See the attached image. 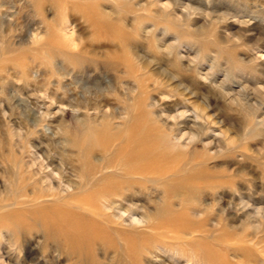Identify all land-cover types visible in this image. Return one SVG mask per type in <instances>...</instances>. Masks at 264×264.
<instances>
[{"label": "rangeland", "instance_id": "rangeland-1", "mask_svg": "<svg viewBox=\"0 0 264 264\" xmlns=\"http://www.w3.org/2000/svg\"><path fill=\"white\" fill-rule=\"evenodd\" d=\"M34 1L37 0H8V4L13 5V8L9 10L13 14V16L10 17V20L15 23L9 24L11 25L10 27L13 26L11 29L13 31L10 32L9 39L5 42V46H1L2 39L0 33V206L2 204L4 206L0 210V214L4 213L3 209H5V211H10L9 208L11 206L9 203H11V199L13 198V188L18 185L16 180V169L14 167L15 164L20 166V172L23 176H25V178H27L29 174H33L37 171L36 167L40 162L38 156L41 154L45 155L48 152V154L54 156L56 161L60 162L62 167L71 168V165L73 164L76 166L75 160L77 157L74 148L78 147L79 143H83L85 137V139L92 137L91 135H93L96 130L93 125H98L97 119L93 121L87 120L85 125H81L78 119L75 118V115H79L80 119L87 117L82 115L80 111H76L77 109L75 107H69V102L71 101L69 96H62V88L61 90L55 89V85H57V79L55 77L52 79V84H49V80H46V73L50 70V62L44 60L38 67L39 69L34 67V72L36 73L35 80L39 81V83L34 81L30 82V79H27L26 76H24V67L31 66V57L38 58L43 52V50H31L30 45L32 40L31 35L28 33L29 30L31 31L30 33H35V35L37 34V38L43 35V32H45L46 29L43 18L45 21H47V23L55 26H62V29L60 31L58 30V33L61 36H64L68 41L70 38H73V41L75 40L76 45H78L79 42L81 43L78 45V47L81 46L87 50L95 52L98 55H107L117 52L116 46L109 42L111 39L115 38L120 39V57L123 56V54H127V52H132L134 54L135 51L136 54L134 55H137L140 60L135 61L133 59L134 64L132 71L134 72L130 73L128 66L120 65V76L122 77L124 74H127V76H124V78L127 79L122 78L120 80V85H122L121 81H123L128 82L129 86L135 87L134 91L130 92L131 97L129 95H124V97L128 96V99H126L127 101L123 100V102L120 100V102L123 103H115L109 99L110 97H108L110 94H113V92H110L109 94L107 90L105 91V86L102 85L103 87L101 86L100 93L107 99V105L104 102L106 106H102V110H105L107 107L108 109H113L114 111L122 113L120 115V119L115 121L118 124V130L120 133H125V131L128 130L132 125L133 128L137 127L136 125L139 124H147V127L153 126L151 128V132L155 133L154 135H157V138L164 137L160 151L166 153L168 159L165 161L166 163L163 162L166 165H163L167 168L172 167V178L174 179L170 178L169 180L167 179L168 182L155 183L152 186L153 189L148 186L142 190L144 194L142 193L139 198H126V200L121 199V197L117 198L116 201H120L123 209L133 210L132 213L134 215L130 216L128 212H126L119 219L117 215L115 216L112 214V212L106 211L105 218H110L111 220V223H109V228H111V233L114 235V242L108 241V238L101 239L99 237L96 238V240L89 246L90 248L84 246L85 249L79 251V249L70 243L69 240H66L60 233L56 234L55 232L48 230L45 223L40 218L33 217V215L22 218V224L25 225L22 226L23 228L17 227L15 225L16 222H11L12 224L8 225H2L0 226V264H264V221L259 222L258 218L255 217V219H253L254 217L250 216L253 209L258 207L264 208V121L262 120L264 115V93L261 92L252 95V91L259 90L260 88L264 87V0H238L239 3L237 0H204L205 3H207V1H211L207 4H204V2L202 3L203 0H181L180 4L188 5L190 7L189 9H185L184 6H180L178 3L179 0H172L173 2L171 0H87L82 3H73L67 1L63 2L62 0H44L46 3L44 8H42V16L41 11L38 10V4ZM116 1H118L117 4L115 3ZM122 1H124V4H122ZM54 2H58V4L62 3L63 10L61 12L53 7ZM168 3H170L169 8L165 9L162 7V5ZM247 3H249V6ZM250 3H254L255 5L252 4L251 6ZM225 4H227L228 7L225 6ZM171 6H173V8ZM255 6L256 8H254ZM137 9L141 10L138 12ZM148 9L150 12H153V10L154 12L149 13ZM223 11L229 13L224 14ZM222 12L224 15H227L226 17L228 18L225 21L214 23L213 18H216L217 16L222 17ZM133 14L138 15L134 16ZM207 14L210 15L207 16ZM252 14L256 16L258 15L257 17L259 19L255 18L256 16H253ZM196 15H198L199 18ZM212 15L214 17H211ZM230 16L232 17L230 18ZM121 17L123 18V21ZM244 19H246V21H248L250 25L254 27L253 31L239 33L238 21ZM145 22L146 24H144ZM94 23H97L98 26L101 27L99 33L94 30ZM141 23L144 25H140ZM154 23H156V25H154ZM207 24H210L209 27ZM163 25L165 27H163ZM15 26H17L16 29L14 28ZM156 26H159V28ZM169 26L171 28H169ZM200 26L202 29L199 28ZM143 27H146V29L151 32L145 33ZM217 28H219V30ZM34 29L37 30L35 31ZM174 29H176V34ZM200 31H202L203 34L200 33ZM232 32L234 35L236 34L235 36L244 34L246 38L245 36H242V39L240 38L241 42L239 41L240 39L238 42L236 37L227 36V34ZM161 34H163V36ZM206 34L207 36L205 37ZM149 36H151V39ZM256 37L261 39L257 45L262 47L259 49L260 52L257 54H255L256 51L250 48L252 47L250 45L252 44L251 41L255 40ZM185 38H187L188 41H186L187 39ZM194 40L196 41L194 42ZM168 43L169 45L172 43L171 49H169L170 53H167L166 48H164L168 45ZM178 45H180V47ZM139 46H141L143 49ZM222 47H225L224 50H222ZM153 48H155L156 51H154ZM163 48L165 51H163ZM180 48L181 50H179ZM54 49L55 48L52 47L48 53L54 57V59H59L58 62L60 61L65 63L67 66L76 67L85 64L83 60L75 56L72 57L71 54L62 53L59 52V50ZM173 51H177L176 54ZM53 53L55 55H53ZM178 55H183V60L179 59L180 57ZM261 55L263 56L260 57ZM141 56L144 57L141 58ZM176 56H178V59ZM213 56L215 57L213 58ZM216 56L220 60L216 59ZM170 58L173 60H170ZM11 60L13 62H11ZM143 60L146 63L151 62L150 66H144L145 63H141ZM163 60L165 61L163 62ZM177 61L178 63H176ZM191 61H193V63ZM198 61L200 62L199 64ZM165 62L168 64V67L166 66ZM170 62L173 66H175L176 69L169 65ZM230 63L231 65L229 66ZM189 64L192 65L188 67ZM206 65H208V67ZM216 65L219 67H213ZM195 66L196 68L202 67V73H206L209 69L208 72H211L210 74L212 78H214L218 83L220 81L225 82L226 86L228 88H232L233 91H240L239 89L245 87L244 89H247L250 95L249 97L254 96V99L250 100L248 105L240 107L234 103H228L226 99L222 98V96L216 92L212 91V96L208 95L206 88L209 86V84L206 81H201L203 79L195 73ZM108 68L109 66H104V70H108ZM158 68L159 70H157ZM164 68H167V70H164ZM220 69L222 71H220ZM250 69L253 70L250 71ZM138 70L140 72H138ZM164 71L166 72V75L162 74ZM107 74L110 76V80L114 84V87L116 86L114 88L116 92L118 91L120 92V95H123L124 91H122L121 86L119 90V83L116 81L115 77L109 73ZM251 74L253 75L251 76ZM160 76H163L162 80ZM173 76L174 79L172 81L165 80L167 77ZM134 77L139 79L141 86L145 85L144 91L148 90L153 98H163L159 99L162 100L160 103H164L161 106H168L169 111L176 105V103L174 104L172 102L179 101V104H177L179 111L188 110V114L191 115L187 118L188 126L193 125V122H191L193 120H189L192 118L193 105H199V107L202 106L200 110H202L201 113H204L202 116L203 118L201 117V120L194 122L196 125L198 124L202 126L199 135L201 140L197 139L191 145L184 147L182 144L174 140L168 130H163L162 128L154 129V126H157V124H154L151 121L152 118L156 116V113L149 114L147 111L149 110V107L146 105L147 100L144 98L145 92L143 93L136 90V84H131V81L134 80ZM181 79L183 82H181ZM156 81L158 85L156 84ZM153 82H155L154 85ZM237 83L239 85H237ZM159 84L160 89L163 92L168 93V97L165 98L164 96L159 95ZM153 86L156 88H154L155 90L151 91ZM31 91L34 92L31 93ZM51 91H55L57 95L60 94L58 100L60 102H64L60 103L58 101L55 105V108L51 110L52 114L50 116L44 117L42 113L45 111V106L49 104V99L48 101L46 99L43 105L40 99L37 100L36 98L31 97V94L42 95L43 93H51ZM180 92H183V94H180ZM17 93L18 95H16ZM261 96H263V98ZM132 97H134V99H132ZM170 97L171 99H169ZM23 98H26L27 102H29L27 104L28 109L31 110V114L26 113L27 109L25 110L24 104L20 101ZM257 103L261 104L258 105L257 108L256 106H249L250 104L257 105ZM56 106H65L66 109L64 108L62 113H57L54 115L55 111L57 110ZM158 109L161 108L158 107L155 110L157 111ZM174 113L175 112H172V114ZM116 123L114 124L117 125ZM119 123H121L120 126ZM149 123H151L152 126ZM66 126H68V128ZM255 126L257 128H255ZM85 130L86 132H84ZM99 130L102 131V129H97V131ZM104 130L111 134L113 131V133L119 132L113 127L109 128V130L103 128V131ZM220 132H222V136L219 135ZM81 134H83L82 137ZM67 136H69L68 139L72 141L70 144L64 142L67 140ZM200 136L203 137V139ZM212 138L214 140H212ZM78 140L80 142H78ZM207 142L211 143V146L207 145ZM216 144H219L220 148L219 145ZM173 148H176V150H173ZM179 156L182 159H179ZM175 159L176 162L179 160L183 161L181 170H179L178 166L176 167ZM168 162H170V164ZM199 172L202 173V176L197 175ZM186 178L191 181L185 184L182 182V179L187 180ZM213 182H221L223 184L220 186L217 185L213 188L209 187V185ZM165 185L168 186L166 187ZM217 187L219 188L216 190L215 188ZM26 191H30V187H27ZM216 193H218L220 197H218V194ZM201 195L202 198L200 197ZM242 195L243 197H241ZM193 199H196L199 203ZM163 201H165L164 208L167 210L164 209L162 213L156 214L157 212H160L159 207ZM239 203H246L247 206L242 209ZM220 205H222L224 208ZM207 206H209V209H207ZM217 208H219L220 211L219 209L216 210ZM154 214H156V219H154L153 223L156 224H159L161 220H163V217L181 218L182 216L185 220L186 218L190 219L196 225L197 232L192 233L193 238L190 237L191 235L186 234V236H184V239H186L185 241H175L167 237L163 238L158 236L159 234H165V230L162 227L156 229L154 228L153 230L148 231L143 227L142 223H135L131 220L132 218L145 220L147 215L153 216ZM216 215L219 216L217 217ZM242 217L246 220H244ZM74 221L82 223L81 220L75 219ZM257 224L258 226H256ZM158 227H160V225ZM125 237L129 239L127 245L128 247L126 246V241H124L126 239ZM157 246H161L160 249ZM175 257H177L178 261ZM172 261H174V263Z\"/></svg>", "mask_w": 264, "mask_h": 264}, {"label": "bare ground", "instance_id": "bare-ground-1", "mask_svg": "<svg viewBox=\"0 0 264 264\" xmlns=\"http://www.w3.org/2000/svg\"><path fill=\"white\" fill-rule=\"evenodd\" d=\"M30 1V0H29ZM67 1V2H85L87 0H62ZM95 1V0H94ZM115 1V0H114ZM125 1V0H124ZM124 1L121 3L124 4ZM172 1V0H171ZM174 1V0H173ZM172 1V2H173ZM190 1V0H189ZM195 1V0H194ZM200 1V0H199ZM215 1V0H213ZM218 1V0H217ZM244 1V0H243ZM248 1V0H246ZM261 1V0H260ZM23 2V1H22ZM33 2V1H32ZM38 4V10L41 11V16L42 12L45 5L44 0H37L34 1ZM111 2V1H110ZM109 2V3H110ZM164 2V1H163ZM176 2V1H175ZM185 2V1H184ZM204 0L202 1V3ZM211 2V1H209ZM207 1V3H209ZM224 2V1H223ZM238 2V0H237ZM251 2V1H250ZM254 2V1H253ZM116 4L118 1L115 2ZM138 3V2H137ZM140 3V2H139ZM159 3V2H158ZM179 5L184 6L185 9H189L190 7L185 4H180L181 0H179ZM196 3V2H195ZM204 2V4H207ZM213 3V2H212ZM217 3V2H215ZM221 3V2H220ZM239 3V2H238ZM237 3V4H238ZM258 3V2H257ZM144 4V3H141ZM149 4V3H148ZM147 4V5H148ZM151 4V3H150ZM153 4V3H152ZM172 4V3H171ZM224 4V3H223ZM234 4V3H233ZM243 4V3H242ZM249 3H247L248 5ZM251 4V3H250ZM254 4V3H252ZM251 4V6H252ZM261 4V3H260ZM259 4V5H260ZM15 5V4H14ZM90 5V4H89ZM94 5V4H93ZM175 5V4H174ZM173 5V6H174ZM200 5V2H199ZM209 5V4H208ZM214 5V3H213ZM222 5V3H221ZM220 5V6H221ZM255 5V4H254ZM13 5L8 4V0H0V33H1V41L2 45L5 46V42L9 39V34L12 29L9 25L10 23H15L10 20V17L13 16V14L9 11L12 9ZM21 6V5H20ZM105 6V5H104ZM125 6V5H124ZM143 6V5H142ZM145 6V5H144ZM154 6V5H153ZM152 6V8H153ZM170 3L162 5L165 9L169 8ZM173 6H171L173 8ZM196 6V5H195ZM205 6V5H202ZM227 6V4H225ZM232 6V5H231ZM249 6V5H248ZM22 7V6H21ZM25 7V6H24ZM35 7V6H34ZM53 7H55L59 12L63 10V5L62 3L54 2ZM119 7V6H117ZM147 7V6H146ZM160 7V6H159ZM161 7V8H162ZM212 7V6H211ZM216 7V6H215ZM228 7V6H227ZM241 7V6H239ZM23 8V7H22ZM28 8V7H27ZM31 8V6H30ZM107 8V7H106ZM105 8V9H106ZM121 8V7H119ZM233 8V7H232ZM235 8V7H234ZM250 8V7H249ZM248 8V9H249ZM256 8V6L254 7ZM104 9V8H103ZM109 9V8H108ZM107 9V11H108ZM151 9V8H150ZM251 9V8H250ZM101 10V9H100ZM119 10V9H118ZM141 9H137L139 12ZM162 10V9H161ZM172 10V9H171ZM183 10V9H182ZM192 10V9H191ZM222 10V9H221ZM227 10V9H226ZM233 10V9H232ZM240 10V9H239ZM255 10V9H254ZM262 10V9H261ZM9 11V12H8ZM16 11V10H15ZM19 11V10H18ZM17 11V12H18ZM23 11V9H22ZM105 11V10H104ZM134 11V10H133ZM149 11V9H148ZM156 11V10H155ZM167 11V10H166ZM165 11V12H166ZM170 11V10H169ZM189 11V10H188ZM209 11V10H208ZM216 11V10H215ZM246 11V10H245ZM14 12V11H13ZM26 12V11H25ZM125 12V11H123ZM143 12V11H142ZM154 12V10H153ZM150 12L149 13H153ZM164 12V11H163ZM182 12V11H181ZM224 12V11H223ZM222 12V14H223ZM237 12V11H236ZM15 13V12H14ZM20 13V12H19ZM103 13V12H102ZM101 13V14H102ZM146 13V12H145ZM229 13V12H224ZM231 13V12H230ZM261 13V12H260ZM24 14V13H23ZM22 14V15H23ZM113 14V13H112ZM144 14V13H142ZM195 14V13H194ZM204 14V13H203ZM222 17L217 16L214 19L215 22L219 21H225L228 17L227 15H224ZM239 14V13H238ZM15 15V14H14ZM103 15V14H102ZM134 15V14H133ZM132 15V16H133ZM138 15V14H136ZM134 15V16H136ZM155 15V14H154ZM157 15V13H156ZM159 15V14H158ZM206 15V14H205ZM210 15V14H209ZM207 14V16H209ZM231 15V14H230ZM251 15V13H250ZM253 15V14H252ZM141 16V15H140ZM145 16V15H144ZM160 16V15H159ZM162 16V15H161ZM171 16V15H169ZM168 16V17H169ZM176 16V15H175ZM198 16V15H196ZM216 16V15H215ZM256 16V15H253ZM258 16V15H257ZM255 18H258V17ZM17 17V16H16ZM24 17V16H23ZM119 17V16H118ZM129 17V16H128ZM167 17V16H166ZM165 17V18H166ZM203 17V16H202ZM205 17V16H204ZM211 17H214L213 15ZM232 16H230L231 18ZM248 17V16H247ZM250 17V16H249ZM122 18V17H121ZM151 18V16H150ZM156 18V17H155ZM173 18V17H172ZM171 18V19H172ZM175 18V17H174ZM181 18V17H180ZM194 18V17H193ZM199 18V16H198ZM253 18V17H252ZM119 19V18H118ZM135 19V18H134ZM138 19V18H137ZM153 19V18H152ZM157 19V18H156ZM155 19V20H156ZM170 19V18H169ZM178 19V18H177ZM183 19V18H182ZM249 19V18H248ZM251 19V18H250ZM259 19V18H258ZM19 20V19H16ZM24 20V18H23ZM115 20V19H114ZM133 20V19H132ZM139 20V19H138ZM163 20V19H162ZM173 20V19H172ZM175 20V19H174ZM237 20V19H236ZM26 21V19H25ZM24 21V22H25ZM65 21V20H64ZM63 21V22H64ZM108 21V20H107ZM118 21V20H117ZM120 21V20H119ZM123 21V18H122ZM140 21V20H139ZM257 21V20H256ZM21 22V21H20ZM31 22V21H29ZM43 22L46 25L45 32H43V35L37 38V34L35 33H30L31 31L28 30L29 35H31V50H43L41 57H31V66L24 67V76H26L27 79H30L31 81L38 82L36 81V73L34 72V67L40 66L41 62L46 60L50 62V70L47 71L46 73V80H49V84H52L53 78L55 77L56 84L55 89L56 90H63L62 96H69L70 102H69V107H75L76 111H80L82 115H84L87 118H79V115H75V118L78 119L81 125H85L88 121H93V120H98V125H93L94 128H96L95 132L92 137H89L87 139L84 138V142L79 143V146L74 148L76 152V166L73 164L71 165V168L69 167H62L60 165L59 161H56L54 156H51L48 153H44L45 155H39L38 158L40 162L37 164V171L34 172L33 174H29L27 178L22 175L20 172V166L15 164V169H16V180L17 184L13 189V198L11 199V203L9 205L11 206L9 208L10 211L3 209L4 213L0 214V226L2 225H8L12 224L11 222H16L15 225L17 227H21L24 224H22V218L33 215V217L40 218L46 225V228L50 231L55 232L56 234H61L66 240H69L70 243H72L77 249L82 250L85 249L84 246L87 248L96 240V238H101V239H106L108 238V241L114 242V235L111 233V228H109V223H111L110 218L106 219V211L112 212L113 215H117L119 219L126 213L130 216L134 215L132 212L133 210H124L123 207L121 206L120 201H116L117 198L126 200L128 199H134V198H139L142 193L143 189L147 188L148 186L153 189V184L155 183H161V182H166L167 179L169 180L174 179L173 177V172L171 170L172 167H164L163 162L167 161V154L164 153L163 151H160L161 144L164 140V137H156L151 131V128L153 127L151 123H149L152 127H147V124H139L136 125L137 127L133 128L132 126L125 131V133H120L118 130V124L115 122L117 119H120V115L122 114L121 112L114 111L113 109H108L106 107L105 110H102V106H106V98L103 96L100 91H101V86H105V91L110 94V92H113V94H108L112 101L115 103H123L127 101V97H124V95H129L130 92L134 91L133 86H129L128 82H123L121 81L120 85V80L124 78V76H127V74H124V76H120V65H125L128 66L130 69V73L134 72L132 71V67L134 64L133 59L140 60L139 57L134 51V54L132 52H127V54H123V56L120 57V39L115 38L111 39L109 42L112 43L113 45L116 46L117 52L113 54H96L93 51L87 50L86 48H83L81 46L78 47V45L75 44V40L73 41V38L69 39V41L64 37L61 36L58 33V30L60 31L62 29V26L60 25H52L50 23H47V21L44 20ZM121 22V21H120ZM144 22V21H143ZM175 22V21H174ZM179 22V21H178ZM235 22V21H234ZM17 23V22H16ZM136 23V22H135ZM222 23V22H221ZM220 23V24H221ZM236 23V22H235ZM141 23L140 25H142ZM146 24V22L144 23ZM143 24V25H144ZM204 24V23H203ZM29 25V24H28ZM27 25V26H28ZM43 25V24H42ZM112 25V24H111ZM122 25V24H121ZM132 25V24H131ZM136 25V24H134ZM139 25V24H138ZM142 25V26H143ZM156 25V23H154ZM208 25V24H207ZM210 25V24H209ZM208 25V27H209ZM217 25V24H216ZM223 25V24H222ZM232 25V24H231ZM230 25V26H231ZM94 30L99 33V30L101 27L98 26L97 23L93 24ZM125 26V25H124ZM137 26V25H136ZM191 26V25H190ZM189 26V27H190ZM219 26V25H218ZM233 26V25H232ZM17 26L14 28L16 29ZM26 27V25H25ZM24 27V28H25ZM30 27V26H29ZM32 27V26H31ZM110 27V26H109ZM140 27V26H139ZM147 27V25H146ZM146 27H143L145 33H150L151 31H148ZM157 27V26H156ZM162 27V26H160ZM163 27H165L163 25ZM167 27V26H166ZM204 27V25H203ZM207 27V26H206ZM213 27V26H212ZM215 27V26H214ZM264 27V26H263ZM28 28V27H27ZM131 28V27H130ZM136 28V27H135ZM159 28V26L157 27ZM169 28H171L169 26ZM191 28V27H190ZM201 28V26L199 27ZM220 28V27H219ZM219 28H217L219 30ZM222 28V27H221ZM229 28V27H228ZM29 29V28H28ZM115 29V28H114ZM132 29V28H131ZM138 29V28H136ZM162 29V28H160ZM180 29V28H179ZM196 29V28H195ZM202 29V28H201ZM35 30V29H34ZM37 30V29H36ZM35 30V31H36ZM57 30V31H56ZM163 30V29H162ZM172 30V29H171ZM176 29H174L175 32ZM198 30V29H196ZM200 30V29H199ZM210 30V29H209ZM254 30V27L250 25L246 19L238 21V31L239 33L243 32H251ZM16 31V30H15ZM137 31V30H135ZM142 31V30H141ZM140 32V31H139ZM162 32V31H161ZM165 32V31H164ZM40 33V32H39ZM42 33V32H41ZM133 33V32H132ZM154 33V32H153ZM202 33V31H200ZM212 33V32H211ZM219 33V32H218ZM217 33V34H218ZM226 33V32H225ZM237 33V32H236ZM123 34V33H122ZM136 34V33H135ZM139 34V33H138ZM156 34V33H155ZM170 34V33H168ZM176 34V32H175ZM178 34V33H177ZM203 34V33H202ZM220 34V33H219ZM218 34V35H219ZM163 36V34H161ZM236 35V34H235ZM234 33L227 34V36H234L236 37L237 41L241 38L243 35H238L235 36ZM262 35V34H261ZM13 36V35H12ZM141 36V35H139ZM148 36V35H147ZM159 36V35H158ZM171 36V35H170ZM207 34L205 35V37ZM221 36V35H220ZM18 37V36H17ZM138 37V36H137ZM168 37V36H167ZM178 37V36H177ZM181 37V36H180ZM184 37V36H183ZM204 37V36H203ZM24 38V37H23ZM151 39V36H149ZM148 38V39H149ZM165 38V37H164ZM179 38V37H178ZM212 38V37H211ZM230 38V37H229ZM246 38V36H245ZM251 38V37H250ZM13 39V38H12ZM175 39V38H174ZM187 39V38H185ZM184 39V41H185ZM233 39V37H232ZM241 39L239 40L241 42ZM11 40V38H10ZM9 40V41H10ZM19 40V39H18ZM80 40V39H79ZM144 40V39H143ZM142 40V41H143ZM178 40V39H177ZM191 40V39H190ZM246 40V39H244ZM261 39L259 37H256L255 40L251 41L252 44H250L252 47H250L252 50L256 51L255 54H257L260 48H262L260 45H257ZM15 41V39H14ZM150 41V40H149ZM153 41V40H152ZM158 41V40H157ZM188 41V39L186 40ZM193 41V40H192ZM196 40H194L195 42ZM203 41V40H202ZM234 41V40H231ZM238 41V42H239ZM116 42V43H115ZM141 42V41H140ZM145 42V40H144ZM162 42V41H161ZM181 42V41H180ZM191 42V41H190ZM207 42V41H206ZM15 43V42H14ZM18 43V41H17ZM77 43V42H76ZM143 43V42H142ZM152 43V42H148ZM177 43V41H176ZM199 43V41H198ZM204 43V42H203ZM231 43V42H230ZM229 43V44H230ZM8 44V43H7ZM181 44V43H180ZM201 44V43H200ZM207 44V43H205ZM212 44V43H211ZM228 44V43H227ZM233 44V43H232ZM19 45V44H18ZM21 45V44H20ZM131 45V44H129ZM145 45V44H143ZM155 45V43H154ZM172 45V43H171ZM171 45L165 46L167 53H170L169 49H171ZM190 45V44H189ZM193 45V44H192ZM204 45V44H203ZM218 45V44H217ZM225 45V44H224ZM249 45V44H248ZM3 46V47H4ZM13 46V45H12ZM11 46V47H12ZM147 46V45H145ZM156 46V45H155ZM177 46V45H176ZM180 47V45H178ZM187 46V45H186ZM199 46V45H195ZM212 46V45H211ZM210 46V47H211ZM243 46V45H242ZM255 46V47H254ZM17 47V46H16ZM27 47V46H26ZM54 47L55 49L59 50V52L62 53H67L71 54L72 57H77L85 62V64L80 65L78 67L76 66H67L63 62H58V60L54 59L48 52L49 50ZM88 47V46H87ZM141 47V46H139ZM150 47V46H149ZM159 47V46H158ZM178 47V48H179ZM201 47V45H200ZM207 47V45H206ZM209 47V46H208ZM246 47V46H245ZM142 48V47H141ZM161 48V47H160ZM163 48V51H165ZM177 48V49H178ZM216 48V47H215ZM223 48V47H222ZM225 48V47H224ZM224 48L222 50H224ZM247 48V47H246ZM54 49V50H55ZM135 49V48H133ZM143 49V48H142ZM141 49V50H142ZM150 49V48H149ZM154 51L155 48H153ZM173 49V47H172ZM176 49V50H177ZM221 49V47H220ZM219 49V50H220ZM228 49V48H227ZM249 49V48H248ZM139 50V49H138ZM137 50V51H138ZM175 50V49H174ZM181 50V48L179 49ZM198 50V49H196ZM206 50V49H205ZM218 50V48H217ZM216 50V51H217ZM221 50V51H222ZM250 50V49H249ZM19 51V50H18ZM111 51V50H110ZM129 51V50H128ZM152 51V49H151ZM189 51V50H188ZM204 51V50H203ZM202 51V52H203ZM232 51V50H231ZM4 52V51H3ZM7 52V50H6ZM38 52V51H37ZM158 52V51H157ZM175 52V51H173ZM177 52V51H176ZM175 52V54H176ZM224 52V51H223ZM221 52V53H223ZM16 53V52H15ZM21 53V51H20ZM143 53V52H141ZM139 53V54H141ZM189 53V52H188ZM193 53V52H192ZM216 53V52H215ZM214 53V54H215ZM245 53V52H244ZM251 53V52H250ZM254 53V52H253ZM4 54V53H3ZM13 54V53H12ZM138 54V53H137ZM174 54V55H175ZM179 54V53H178ZM191 54V53H190ZM228 54V53H227ZM234 54V53H233ZM5 55V54H4ZM20 55V54H19ZM23 55V54H22ZM53 55H55L53 53ZM142 55V54H141ZM200 55V53H199ZM246 55V54H245ZM260 55V54H259ZM1 56V54H0ZM15 56V55H14ZM18 56V55H17ZM38 56V55H37ZM126 56V57H125ZM151 56V54H150ZM154 56V55H153ZM172 56V55H171ZM179 56V55H178ZM178 56L177 59H178ZM183 56V55H182ZM179 56V59H182L183 57ZM195 56V55H194ZM222 56V55H221ZM257 56V55H256ZM261 55L260 57H262ZM20 57V56H19ZM144 56H141V58ZM147 57V56H146ZM164 57V55H163ZM187 57V56H186ZM215 56H213L214 58ZM217 57V56H216ZM224 57V56H223ZM242 57V56H241ZM28 58V57H27ZM67 58V57H66ZM148 58V57H147ZM151 58V57H150ZM156 58V57H155ZM154 58V59H155ZM203 58V56H202ZM225 58V57H224ZM228 58V57H227ZM226 58V59H227ZM240 58V57H239ZM257 58V57H256ZM11 59V58H10ZM21 59V58H20ZM30 59V58H29ZM71 59V58H69ZM188 59V58H186ZM192 59V58H191ZM199 59V58H198ZM211 59V58H210ZM216 59H219L218 57ZM233 59V58H232ZM245 59V58H244ZM3 60V59H2ZM15 60V59H14ZM170 60H173L170 58ZM183 60V59H182ZM196 60V59H195ZM201 60V59H200ZM204 60V59H203ZM209 60V59H208ZM213 60V59H211ZM220 60V59H219ZM238 60V59H237ZM236 60V61H237ZM4 61V60H3ZM37 61V64H36ZM62 61V60H61ZM74 61V60H73ZM81 61V62H83ZM165 60H163L164 62ZM179 61V60H178ZM178 61L176 63H178ZM205 61V60H204ZM222 61V60H221ZM229 61V60H228ZM231 61V60H230ZM233 61V60H232ZM240 61V60H239ZM260 61V60H259ZM6 62V61H5ZM10 62V61H9ZM11 62H13L11 60ZM16 62V61H15ZM66 62V61H65ZM141 62V61H140ZM139 62V63H140ZM144 60L141 62L143 63ZM153 62V61H152ZM158 62V61H157ZM156 62V64H157ZM162 62V61H160ZM180 62V61H179ZM184 62V61H183ZM193 63V61H191ZM220 62V61H219ZM4 63V62H3ZM28 63V62H27ZM26 63V64H27ZM72 63V62H71ZM79 63V62H78ZM140 63V64H141ZM144 66H150L149 62H144ZM166 63V62H165ZM196 63V62H195ZM200 62L198 61V64ZM206 63V62H204ZM217 63V62H216ZM229 63V62H228ZM226 63V64H228ZM235 63V62H234ZM13 64V63H12ZM18 64V63H17ZM54 64V65H53ZM203 64V63H201ZM264 64V63H263ZM1 65V64H0ZM28 65V64H27ZM70 65V64H69ZM164 65V64H163ZM168 64L166 63V66ZM171 67H174L171 62L169 63ZM184 65V64H183ZM192 64H189L188 67H190ZM212 65V64H211ZM231 63L229 64V66ZM234 65V64H232ZM242 65V64H240ZM239 65V66H240ZM262 65V63H261ZM4 66V65H3ZM13 66V65H12ZM15 66V65H14ZM46 66V65H45ZM104 66H109L108 70H104ZM143 66V65H142ZM177 66V64H176ZM187 66V65H186ZM208 67V65H206ZM236 66V65H235ZM258 66V65H257ZM9 67V66H8ZM140 67V66H139ZM152 67V66H151ZM168 67V66H167ZM183 67V66H182ZM204 67V65H203ZM213 67H219V66H213ZM222 67V66H221ZM249 67V66H247ZM5 68V67H4ZM17 68V67H16ZM142 68V67H141ZM187 68V67H186ZM202 68V67H201ZM200 67L195 66V73L202 78L203 80L201 81H206L208 82L209 86L206 88V91L208 92V95L212 96V91L220 94L222 98L226 99L228 103H234L235 105L242 106L248 105V102L250 100L254 99L253 97H249V93L247 89H244L245 87L239 89L240 91H233L232 88H228L226 86L225 82H217L214 78L211 76V72L209 73L208 70L206 73H202V70ZM233 68V67H232ZM260 68V67H257ZM140 69V68H139ZM152 69V68H151ZM150 69V70H151ZM162 69V68H161ZM176 69V68H175ZM189 69V68H188ZM191 69V68H190ZM214 69V68H213ZM217 69V68H216ZM229 69V68H228ZM243 69V68H242ZM149 70V69H147ZM159 70V68L157 69ZM164 70H167V68ZM219 70V69H218ZM233 70V69H232ZM253 69H250V71ZM264 70V68H263ZM122 71V70H121ZM155 71V70H154ZM188 71V70H187ZM220 71H222L220 69ZM226 71V70H225ZM234 71V70H233ZM259 71V70H258ZM138 72H140L138 70ZM147 72V71H146ZM254 72V71H252ZM263 72V71H262ZM111 74L115 77L116 81L119 83V90L120 86L122 91H124L123 95H120V92H116L114 89V84L111 82L110 76L108 74ZM127 73V72H125ZM226 73V72H225ZM239 73V72H238ZM256 73V72H255ZM23 74V73H22ZM139 74V73H137ZM149 74V73H148ZM161 74V73H159ZM162 74L166 75V72H162ZM169 74V73H167ZM176 74V73H175ZM195 74V75H196ZM220 74V73H219ZM222 74V73H221ZM231 74V72H230ZM242 74V73H241ZM258 74V73H257ZM150 75V74H149ZM177 75V74H176ZM215 75V74H214ZM240 75V74H239ZM253 74H251L252 76ZM262 75V74H261ZM41 76V75H40ZM144 76V75H143ZM170 76V75H168ZM217 76V75H216ZM232 76V75H231ZM238 76V75H237ZM236 76V77H237ZM132 77V76H131ZM154 77V76H153ZM161 77V76H160ZM163 77V76H162ZM161 77V80H162ZM181 77V76H179ZM198 77V78H199ZM219 77V76H218ZM240 77V76H239ZM245 77V76H244ZM221 78V77H220ZM127 79V78H124ZM150 79V78H149ZM165 79V78H164ZM163 79V80H164ZM174 79L173 77H167L165 80L172 81ZM179 79V78H176ZM243 79V78H241ZM240 79V80H241ZM65 80V81H64ZM113 80V79H112ZM182 80V79H181ZM191 80V79H190ZM193 80V79H192ZM247 80V79H246ZM27 81V80H26ZM42 81V80H40ZM178 81V80H177ZM229 81V80H228ZM5 82V81H4ZM164 82V81H162ZM183 82V80L181 81ZM240 82V81H239ZM242 82V81H241ZM255 82V81H254ZM258 82V81H257ZM25 83V82H24ZM23 83V84H24ZM64 83V84H63ZM134 83L136 84V90L140 92H145V100H147L146 105L149 107V114H155L156 116L152 118V123L157 124V126H154V129L156 128H162L163 130L166 129L169 131V133L172 135L174 140L176 142L182 144L184 147L191 145L195 140L200 139L199 135L202 129V126L196 125L194 122L201 120V117L203 116L204 113H201L202 110L199 105H193L192 108V118L189 119L191 122H193V125L188 126L187 118L190 117L191 115L188 114V110H180L177 104H179V101H173L172 103H176L173 109L170 111L168 110V106H161L164 103H160L159 99L163 98H153L151 94L148 92V90L144 91L145 85L141 86L139 79L134 77V80L131 81V84ZM155 82H153L154 85ZM166 83V82H165ZM186 83V82H185ZM259 83V82H258ZM156 84L158 85L157 81ZM171 84V83H170ZM232 84V83H231ZM248 84V83H245ZM244 84V85H245ZM40 85V84H39ZM151 85V84H150ZM180 85V84H179ZM189 85V84H188ZM206 85V84H205ZM237 85H239L237 83ZM241 85V84H240ZM38 86V85H37ZM45 86V85H44ZM177 86V85H176ZM246 86V85H245ZM260 86V85H259ZM262 86V85H261ZM40 87V86H39ZM73 87V88H71ZM103 87V86H102ZM159 89H160V84H159ZM30 88V86H29ZM28 88V89H29ZM149 88V85H148ZM151 88V87H150ZM152 87V90H155ZM42 89V87H41ZM177 89V88H176ZM185 89V88H184ZM48 90V88H47ZM115 92H114V91ZM34 92V91H33ZM31 91V93H33ZM46 92V91H45ZM157 92V91H156ZM264 93V87L260 88L259 90H254L252 91V95L258 94V93ZM153 94V93H152ZM180 94H183V92H180ZM18 95V93L16 94ZM60 95V94H59ZM59 95L56 94L55 91H51V93H43L42 95H36V94H31V97L36 98L37 100L40 99L41 103L44 105L45 100L49 99V104L45 106V111L42 113L44 117L50 116L52 114L51 110L55 108V105L59 101ZM156 95V94H155ZM159 95L164 96L165 98L168 97V93L163 92L161 89L159 90ZM178 95V94H177ZM263 95V94H262ZM67 96V97H68ZM187 96V95H186ZM196 96V94H195ZM131 97V96H130ZM172 97V95H171ZM171 97L169 99H171ZM256 97V96H255ZM263 98V96H261ZM260 97V98H261ZM68 98V99H69ZM175 98V97H174ZM185 98V97H184ZM211 98V97H210ZM29 99V98H28ZM61 99V98H60ZM65 99V98H64ZM134 99V97H132ZM223 99V100H224ZM57 100V101H56ZM63 100V99H62ZM123 101V102H120ZM225 100V101H226ZM24 104V108L26 110L27 114L30 113V109H28V104L26 98H23L20 100ZM51 101V102H50ZM60 102V101H59ZM64 102V101H62ZM60 102V103H62ZM105 102V104H104ZM256 102V101H255ZM130 103V102H129ZM128 104V103H126ZM133 104V103H132ZM233 104V105H234ZM64 105V104H63ZM166 105V104H165ZM169 105V104H168ZM261 105L257 103L255 104H250L249 106H257ZM32 106V105H31ZM128 106V105H127ZM206 106V105H205ZM57 107V106H56ZM103 107V108H104ZM160 107L161 109H158L157 111L155 110L156 108ZM188 107V106H187ZM65 106H58L57 110L55 111L56 115L57 113H62L64 110ZM116 108V107H115ZM66 109V108H65ZM146 109V107H145ZM148 109V108H147ZM252 109V108H251ZM72 110V109H71ZM70 110V111H71ZM155 110V111H154ZM204 111V110H203ZM146 112V111H144ZM167 112V114H166ZM170 112V113H169ZM172 112H175L172 114ZM247 113V112H246ZM255 113V112H254ZM72 114V113H71ZM80 114V113H78ZM256 114V113H255ZM129 115V114H128ZM148 115V114H147ZM83 116V117H84ZM259 116V115H258ZM148 117V116H147ZM35 118V117H34ZM203 118V117H202ZM35 120V119H34ZM134 120V119H133ZM259 120V119H258ZM262 120L264 121V115L262 117ZM38 121V120H36ZM149 121V120H148ZM248 121V120H247ZM250 121V120H249ZM255 121V120H254ZM76 122V121H75ZM161 122V123H160ZM116 123L117 125H115ZM126 123V122H125ZM129 123V122H128ZM198 123V122H197ZM205 123V122H204ZM78 124V123H77ZM134 124V123H133ZM73 125V124H72ZM115 125V126H112ZM121 123H119V126ZM123 125V123H122ZM149 125V126H150ZM203 125V124H202ZM62 126V125H61ZM68 128V126H66ZM73 127V126H72ZM75 127V126H74ZM86 127V126H84ZM115 128V130H118L119 132L117 133H107V131H103V128L106 130H109V128ZM208 127V126H207ZM250 127V126H249ZM245 128V126H244ZM255 128H257L255 126ZM263 128V127H262ZM73 129V128H71ZM97 129H102L97 131ZM247 129V128H246ZM244 129V130H246ZM66 130V129H65ZM89 130V129H88ZM114 130V129H113ZM207 130V129H206ZM243 130V131H244ZM155 131V130H154ZM153 131V132H154ZM247 131V130H246ZM62 132V131H61ZM68 132V130H67ZM86 132V130L84 131ZM90 132V131H89ZM104 132V134H103ZM212 132V131H211ZM83 133V132H82ZM159 133V132H158ZM161 133V132H160ZM204 133V132H203ZM214 133V132H213ZM212 133V134H213ZM258 133V132H257ZM75 134V133H74ZM77 135V134H76ZM83 134H81L82 137ZM216 135V134H214ZM213 135V136H214ZM218 135V134H217ZM220 136H222V132L219 133ZM247 135V134H246ZM249 135V134H248ZM259 135V134H258ZM71 136V135H70ZM202 136V135H201ZM200 136V137H201ZM69 136H67L66 142L67 144H70L72 141L68 139ZM80 137V136H79ZM170 137V136H168ZM205 137V136H204ZM208 137V136H207ZM203 139V137H201ZM206 138V137H205ZM214 138V137H213ZM212 138V140H214ZM71 139V138H70ZM83 139V138H82ZM73 140V139H71ZM201 140V139H200ZM207 140V139H206ZM216 140V139H215ZM63 141V140H62ZM218 141V140H217ZM214 141V142H217ZM75 142V140H74ZM78 142H80L78 140ZM198 142V141H196ZM213 142V141H212ZM220 142V141H219ZM201 143V142H199ZM221 143V142H220ZM75 144V143H74ZM175 144V143H174ZM206 144V143H205ZM211 143L207 142V145H210ZM226 144V143H225ZM165 145V144H164ZM179 145V144H178ZM213 145V144H212ZM219 145V144H216ZM228 145V144H227ZM205 146V145H204ZM211 146V145H210ZM228 147V146H227ZM177 148V147H176ZM176 148L173 150H176ZM210 148V147H209ZM215 148V147H214ZM220 148V145H219ZM222 148V147H221ZM39 149V148H38ZM171 149V148H170ZM211 149V148H210ZM41 150V149H39ZM217 150V149H216ZM47 151V150H46ZM52 151V150H51ZM179 151V150H178ZM206 151V150H205ZM210 151V150H209ZM208 151V152H209ZM41 152V151H40ZM51 153V152H50ZM174 153V152H173ZM183 153V152H182ZM180 153V154H182ZM205 153V152H204ZM210 154V153H209ZM171 155V154H170ZM169 155V156H170ZM168 156V157H169ZM181 156V155H180ZM179 156V157H180ZM175 157V156H174ZM177 157V156H176ZM182 157V156H181ZM179 159H182V158ZM184 157V156H183ZM186 157V156H185ZM204 157V156H203ZM62 158V156H61ZM75 158V157H74ZM199 158V157H198ZM60 159V158H59ZM63 159V158H62ZM70 159V158H69ZM170 159V158H169ZM172 159V158H171ZM61 160V159H60ZM74 161V160H73ZM174 161V160H172ZM72 162V161H71ZM70 162V163H71ZM176 162V159H175ZM166 163V162H165ZM170 164V162H168ZM182 160H179L176 162V167H179V170L182 168ZM164 164V165H163ZM172 164V163H171ZM175 164V163H174ZM173 164V165H174ZM193 164V163H192ZM168 165V164H167ZM68 166V165H67ZM70 166V165H69ZM35 167V166H34ZM33 171V170H32ZM14 173V172H13ZM198 176H202V173L199 172L197 174ZM14 176V175H13ZM184 176V175H183ZM182 176V177H183ZM181 177V178H182ZM180 178V177H179ZM178 179V178H177ZM176 179V180H177ZM187 179V178H186ZM175 181V180H174ZM191 180L187 179H182L183 183H188ZM13 182V181H12ZM168 182V181H167ZM180 182V183H182ZM212 182V180H211ZM171 183V182H170ZM199 183V181H198ZM229 183V182H228ZM184 184V185H185ZM223 183L221 182H213L209 185V187H215L217 185H221ZM13 185V184H12ZM164 185V184H163ZM172 185V184H170ZM169 185V186H170ZM178 185V184H177ZM196 185V184H195ZM166 186V185H165ZM168 186V185H167ZM166 186V187H167ZM180 186V185H179ZM188 186V185H187ZM185 186V187H187ZM27 187H30V191H26ZM169 188V187H168ZM219 187L215 188L216 190ZM167 189V188H166ZM173 190V189H172ZM171 191V190H170ZM179 191V190H178ZM184 191V190H183ZM202 191V190H201ZM209 191V190H208ZM207 191V192H208ZM213 191V189H212ZM233 191V190H232ZM185 192V191H184ZM189 192V191H187ZM203 192V191H202ZM168 193V192H167ZM192 194V193H191ZM190 194V197H191ZM203 194V193H202ZM207 194V193H206ZM218 194V193H216ZM221 194V193H220ZM235 194V193H234ZM198 195V194H197ZM147 196V195H146ZM187 196V195H185ZM209 196V195H208ZM218 197L219 194L217 195ZM216 196V197H217ZM237 196V195H235ZM245 196V195H244ZM254 196V195H253ZM170 197V196H169ZM202 198V195L200 196ZM204 197V196H203ZM207 197V196H206ZM243 197V195L241 196ZM177 198V197H176ZM199 198V197H198ZM200 198V199H201ZM208 198V197H207ZM210 198V196H209ZM223 198V197H222ZM237 198V197H236ZM245 198V197H244ZM247 198V196H246ZM166 199V198H165ZM192 199V198H191ZM199 199V201H200ZM221 199V198H220ZM179 200V199H178ZM187 200V199H186ZM196 200V199H193ZM238 200V199H237ZM249 200V199H248ZM258 200V199H257ZM190 201V200H189ZM197 201V200H196ZM207 201V200H206ZM244 201V200H243ZM179 202V201H178ZM182 202V201H181ZM193 202V201H192ZM198 202V201H197ZM216 202V201H214ZM237 202V201H236ZM241 202V200H240ZM118 203V204H117ZM156 203V202H155ZM164 203L163 201L161 203V206L159 207L160 212H157L156 214L162 213L164 211ZM199 203V202H198ZM197 204V203H196ZM206 204V203H205ZM209 204V203H207ZM219 204V203H218ZM212 205V204H211ZM241 205L242 209L247 206L246 203H239ZM132 206V205H131ZM222 206V205H220ZM3 204L0 206V210L3 208ZM133 207V206H132ZM223 207V206H222ZM126 208V207H125ZM143 208V207H142ZM163 208V209H162ZM189 208V207H188ZM221 208V207H220ZM224 208V207H223ZM222 208V209H223ZM256 208V207H255ZM127 209V208H126ZM158 209V210H159ZM197 209V208H196ZM206 209V207H205ZM204 209V210H205ZM207 209H209V206H207ZM217 208L216 210H218ZM247 209V208H246ZM146 210V209H145ZM167 210V209H165ZM189 210V209H188ZM187 210V211H188ZM192 210V207H191ZM211 211V210H210ZM220 211V209H219ZM182 212V211H181ZM201 212V211H199ZM241 212V211H240ZM219 213V212H218ZM224 213V212H222ZM252 214L250 215L251 217H254L253 219L258 218L259 222L264 221V208H256L253 209L251 212ZM156 214L153 216L147 215L145 217V220L143 219H136L132 218L131 220L135 223H142L143 227L147 229L148 231L153 230L154 228H164L165 234H159V237H167L169 239L175 240V241H185L184 236L186 234L191 235L190 237L193 238L192 233L197 232L196 231V225L190 220L184 219V217H173V218H162L161 222L158 224L153 223L154 219H156ZM191 214V213H190ZM202 214V213H201ZM221 214V212H220ZM199 215V213H198ZM202 216V215H201ZM217 216V215H216ZM219 216V215H218ZM217 216V217H218ZM200 217V216H199ZM214 217V218H217ZM191 218V217H190ZM243 218V217H242ZM21 219V220H20ZM75 219L81 220L82 223L74 221ZM244 219V218H243ZM251 219V218H250ZM252 219V220H253ZM196 220V219H194ZM246 220V219H244ZM249 220V219H247ZM219 221V219H218ZM255 221V220H254ZM18 222V223H17ZM184 222V223H183ZM242 222V221H240ZM89 223V224H87ZM208 223V222H207ZM246 223V222H245ZM210 224V223H209ZM160 225V227H158ZM241 225V224H240ZM25 226V225H24ZM89 226V227H87ZM238 226V225H237ZM258 226V224L256 225ZM205 227V226H204ZM240 227V226H238ZM89 228V229H87ZM208 228V226H207ZM232 228V227H231ZM255 228V226H254ZM253 228V229H254ZM239 231V230H238ZM119 232V231H118ZM233 237V236H231ZM126 238V237H125ZM190 239V238H189ZM124 241H126V246L128 245L129 239L126 238ZM187 243V242H186ZM197 243V242H196ZM227 245V244H226ZM145 246V245H144ZM232 246V245H231ZM128 247V246H127ZM148 247V246H146ZM159 247V246H157ZM161 247V246H160ZM159 247V249H160ZM181 247V246H180ZM189 247V246H188ZM90 248V247H89ZM175 248V247H174ZM187 248V247H185ZM237 248V247H236ZM157 249V248H156ZM164 249V248H163ZM168 250V249H166ZM207 252V251H206ZM171 253V252H170ZM178 253V252H176ZM175 255V254H174ZM180 255V254H179ZM193 255V253H192ZM162 256V255H161ZM173 256V255H172ZM182 256V255H181ZM197 256V255H196ZM260 256V255H259ZM262 256V255H261ZM166 257V256H165ZM174 257V256H173ZM180 257V256H179ZM178 257V258H179ZM198 257V256H197ZM177 259V257H175ZM181 258V257H180ZM179 258V259H180ZM170 259V258H169ZM258 259V258H257ZM178 261V259H177ZM167 262V261H166ZM174 263V261H172ZM171 264V263H170Z\"/></svg>", "mask_w": 264, "mask_h": 264}]
</instances>
